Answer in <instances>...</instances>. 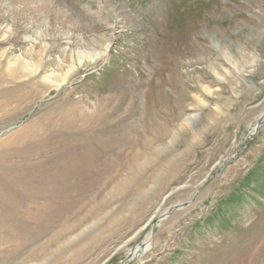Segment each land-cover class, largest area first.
Wrapping results in <instances>:
<instances>
[{
    "label": "rangeland",
    "instance_id": "rangeland-1",
    "mask_svg": "<svg viewBox=\"0 0 264 264\" xmlns=\"http://www.w3.org/2000/svg\"><path fill=\"white\" fill-rule=\"evenodd\" d=\"M0 264H264V0H0Z\"/></svg>",
    "mask_w": 264,
    "mask_h": 264
},
{
    "label": "bare ground",
    "instance_id": "bare-ground-1",
    "mask_svg": "<svg viewBox=\"0 0 264 264\" xmlns=\"http://www.w3.org/2000/svg\"><path fill=\"white\" fill-rule=\"evenodd\" d=\"M85 51V50H84ZM84 53V52H83ZM87 54V53H86ZM229 59V58H228ZM191 119V118H190ZM186 120V119H185ZM180 126V125H179ZM254 126V125H253ZM253 131V128H251ZM187 130V129H186ZM151 136V135H150ZM151 142V141H150ZM150 144V143H149ZM154 175V174H153ZM151 178V177H150ZM75 237V236H74ZM147 237V236H146ZM147 239H149V237H147ZM139 247H137L136 249H138Z\"/></svg>",
    "mask_w": 264,
    "mask_h": 264
},
{
    "label": "water",
    "instance_id": "water-1",
    "mask_svg": "<svg viewBox=\"0 0 264 264\" xmlns=\"http://www.w3.org/2000/svg\"><path fill=\"white\" fill-rule=\"evenodd\" d=\"M255 127H257V126H255ZM176 208H178V207H174V209H176ZM166 215H167V213L163 214L160 218H164Z\"/></svg>",
    "mask_w": 264,
    "mask_h": 264
}]
</instances>
